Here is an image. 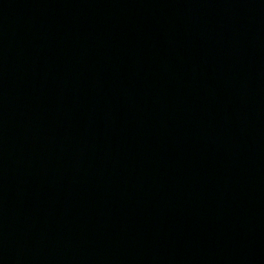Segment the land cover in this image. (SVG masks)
I'll return each mask as SVG.
<instances>
[{"label":"water","instance_id":"1","mask_svg":"<svg viewBox=\"0 0 264 264\" xmlns=\"http://www.w3.org/2000/svg\"><path fill=\"white\" fill-rule=\"evenodd\" d=\"M264 203V0H0V177Z\"/></svg>","mask_w":264,"mask_h":264}]
</instances>
